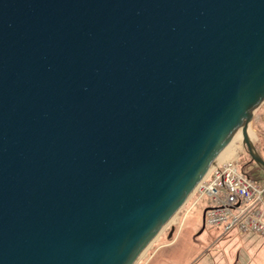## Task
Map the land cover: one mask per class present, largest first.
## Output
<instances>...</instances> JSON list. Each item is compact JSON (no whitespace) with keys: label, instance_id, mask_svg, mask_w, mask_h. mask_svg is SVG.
Here are the masks:
<instances>
[{"label":"water","instance_id":"95a60500","mask_svg":"<svg viewBox=\"0 0 264 264\" xmlns=\"http://www.w3.org/2000/svg\"><path fill=\"white\" fill-rule=\"evenodd\" d=\"M263 103L264 0H0V264H135Z\"/></svg>","mask_w":264,"mask_h":264},{"label":"rangeland","instance_id":"374dc122","mask_svg":"<svg viewBox=\"0 0 264 264\" xmlns=\"http://www.w3.org/2000/svg\"><path fill=\"white\" fill-rule=\"evenodd\" d=\"M248 131L264 159V103L254 112ZM242 135V134H241ZM233 160L237 167L252 174L259 185H264V170L249 166L251 160L242 137L228 147L220 162ZM192 196L171 218L161 233L149 244L135 264H252L264 255V235L253 232L239 234L240 242L226 241L235 232L223 234L219 227L207 226L203 214L209 205L207 197L196 204ZM238 258L231 260L229 254ZM230 257V258H229Z\"/></svg>","mask_w":264,"mask_h":264},{"label":"built area","instance_id":"2783aa9c","mask_svg":"<svg viewBox=\"0 0 264 264\" xmlns=\"http://www.w3.org/2000/svg\"><path fill=\"white\" fill-rule=\"evenodd\" d=\"M196 204L207 197L205 225L223 234L253 232L264 235V185L240 170L233 160L211 166L195 187Z\"/></svg>","mask_w":264,"mask_h":264},{"label":"crops","instance_id":"0c3cea01","mask_svg":"<svg viewBox=\"0 0 264 264\" xmlns=\"http://www.w3.org/2000/svg\"><path fill=\"white\" fill-rule=\"evenodd\" d=\"M221 230V229H220ZM239 234H241V233H234L233 235H231V236H229L227 239H226V241H229L230 243H232L233 241L234 242H236V241H238V242H240V235ZM262 251H264V247L262 248V250L260 251V252H262ZM230 256H231V260H234L235 258H238V256H239V252H237V254L236 255H234V254H229ZM230 258V257H229ZM252 264H264V255L261 257V258H259V260H258V262L256 263L255 262V260H254V262L252 263Z\"/></svg>","mask_w":264,"mask_h":264},{"label":"bare ground","instance_id":"6f19581e","mask_svg":"<svg viewBox=\"0 0 264 264\" xmlns=\"http://www.w3.org/2000/svg\"><path fill=\"white\" fill-rule=\"evenodd\" d=\"M242 130H240L234 137L233 139L226 145V147L220 152V154L218 155V157L216 158L214 164H216L217 162H219L218 160H220L222 157H224L225 153L227 152V149L229 146H231V144L239 137L241 138L242 137ZM248 134H249V137H251V134L250 132L248 131ZM229 158H232V157H227V159H224V160H228ZM149 247V246H148ZM147 247V248H148ZM146 248V249H147ZM145 249V250H146Z\"/></svg>","mask_w":264,"mask_h":264},{"label":"flooded vegetation","instance_id":"af4514ba","mask_svg":"<svg viewBox=\"0 0 264 264\" xmlns=\"http://www.w3.org/2000/svg\"><path fill=\"white\" fill-rule=\"evenodd\" d=\"M248 165L249 166H252V168L255 167V166H257V164L254 161H252V160L249 161ZM257 168H259V167L257 166Z\"/></svg>","mask_w":264,"mask_h":264},{"label":"trees","instance_id":"16d2710c","mask_svg":"<svg viewBox=\"0 0 264 264\" xmlns=\"http://www.w3.org/2000/svg\"><path fill=\"white\" fill-rule=\"evenodd\" d=\"M242 171H243L244 173H246V175H248L249 177H251L252 179H254L253 176H252V174L246 172L245 169H242ZM254 180H255V179H254Z\"/></svg>","mask_w":264,"mask_h":264}]
</instances>
